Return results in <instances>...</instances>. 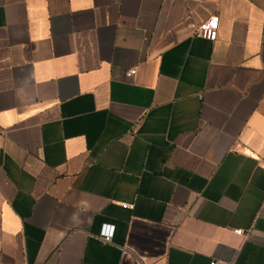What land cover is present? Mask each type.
<instances>
[{
	"label": "crops",
	"instance_id": "1",
	"mask_svg": "<svg viewBox=\"0 0 264 264\" xmlns=\"http://www.w3.org/2000/svg\"><path fill=\"white\" fill-rule=\"evenodd\" d=\"M0 264H264V0H0Z\"/></svg>",
	"mask_w": 264,
	"mask_h": 264
},
{
	"label": "built area",
	"instance_id": "2",
	"mask_svg": "<svg viewBox=\"0 0 264 264\" xmlns=\"http://www.w3.org/2000/svg\"><path fill=\"white\" fill-rule=\"evenodd\" d=\"M218 29H219V17L213 16L203 22L200 27L196 31V35L206 39L208 41H216L218 37ZM136 74L135 70L129 71L127 73L128 77H132ZM235 233L239 236H244V231L237 230ZM115 235V226L113 225H104L100 232L99 238L105 242L110 243Z\"/></svg>",
	"mask_w": 264,
	"mask_h": 264
}]
</instances>
